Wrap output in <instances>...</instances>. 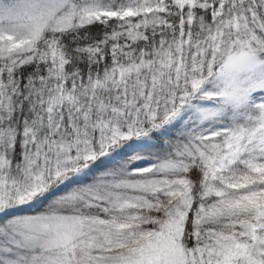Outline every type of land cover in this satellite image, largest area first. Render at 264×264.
Segmentation results:
<instances>
[{"label":"snow or ice","instance_id":"6c2138e0","mask_svg":"<svg viewBox=\"0 0 264 264\" xmlns=\"http://www.w3.org/2000/svg\"><path fill=\"white\" fill-rule=\"evenodd\" d=\"M0 264H264V0H0Z\"/></svg>","mask_w":264,"mask_h":264}]
</instances>
